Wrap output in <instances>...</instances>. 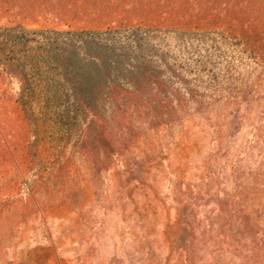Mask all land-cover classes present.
Segmentation results:
<instances>
[{
    "label": "rangeland",
    "instance_id": "1",
    "mask_svg": "<svg viewBox=\"0 0 264 264\" xmlns=\"http://www.w3.org/2000/svg\"><path fill=\"white\" fill-rule=\"evenodd\" d=\"M48 1L0 13V264H264V58Z\"/></svg>",
    "mask_w": 264,
    "mask_h": 264
},
{
    "label": "trees",
    "instance_id": "2",
    "mask_svg": "<svg viewBox=\"0 0 264 264\" xmlns=\"http://www.w3.org/2000/svg\"><path fill=\"white\" fill-rule=\"evenodd\" d=\"M19 1L0 0V13L20 11ZM48 6L60 16L85 18L90 23L103 18L112 20L108 23L112 25L120 18L121 24L140 22L156 29H221L240 38L254 56L264 58V0H49ZM2 131L0 128V212L13 202L17 190L15 178L11 182L5 176L2 159L12 154Z\"/></svg>",
    "mask_w": 264,
    "mask_h": 264
},
{
    "label": "built area",
    "instance_id": "3",
    "mask_svg": "<svg viewBox=\"0 0 264 264\" xmlns=\"http://www.w3.org/2000/svg\"><path fill=\"white\" fill-rule=\"evenodd\" d=\"M125 33L128 34H134V30L133 29H127L125 30ZM24 34V32H23ZM26 35V34H24ZM33 40L32 41H38V40H42V41H46V45H55L53 44L51 41L53 42H60V46H66L70 43H74L77 45L82 44L86 39L87 36L78 33V32H74V31H63L61 33H56L54 31H46L43 32L41 36H39L38 34L32 37Z\"/></svg>",
    "mask_w": 264,
    "mask_h": 264
}]
</instances>
